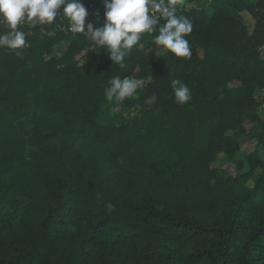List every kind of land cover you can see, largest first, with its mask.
<instances>
[{"label": "trees", "instance_id": "16d2710c", "mask_svg": "<svg viewBox=\"0 0 264 264\" xmlns=\"http://www.w3.org/2000/svg\"><path fill=\"white\" fill-rule=\"evenodd\" d=\"M81 2L98 27L102 0ZM190 2L187 58L154 45L161 21L112 64L60 15L0 48V264H264V155L240 159L247 126L264 146V0ZM117 75L145 80L129 118L106 116Z\"/></svg>", "mask_w": 264, "mask_h": 264}, {"label": "clouds", "instance_id": "9594fccd", "mask_svg": "<svg viewBox=\"0 0 264 264\" xmlns=\"http://www.w3.org/2000/svg\"><path fill=\"white\" fill-rule=\"evenodd\" d=\"M103 21L97 19L86 23L87 9L81 0H0V23L9 30L0 32V48L19 50L26 46V35L19 30L22 22L36 28L51 25L60 15L68 22V31L82 34L93 50L102 49L112 64L124 66L126 55L134 46H139L142 34L157 32L153 43L161 46L160 52L175 57H190L191 48L186 36L192 32L193 24L183 16L177 15V0H102ZM92 50V51H93ZM101 50V51H102ZM100 51V52H101ZM19 55V52H17ZM145 86L142 78L114 76L105 89L107 100L123 101L133 96ZM174 102L185 104L191 100L189 87L180 79L170 81ZM155 95L145 102L152 105ZM111 209L112 205L109 204Z\"/></svg>", "mask_w": 264, "mask_h": 264}, {"label": "rangeland", "instance_id": "374dc122", "mask_svg": "<svg viewBox=\"0 0 264 264\" xmlns=\"http://www.w3.org/2000/svg\"><path fill=\"white\" fill-rule=\"evenodd\" d=\"M251 2H256L257 0H250ZM180 5L183 6H192L190 0H179ZM87 18V17H86ZM240 21L245 23L249 29L252 31L254 28V19L249 14H243L240 16ZM66 27H68V22L65 20ZM0 25H4L0 23ZM65 28V27H64ZM261 55L264 58V46L261 48ZM81 63H84V60H81ZM127 98L123 101H117L115 106L106 114L107 117H118L123 116L125 118H129L132 115L131 112H135L133 109H129L126 104ZM260 115L264 116V106L260 110ZM241 141V155L240 159L245 160L246 156L251 154L252 152L257 151L258 154L264 155V146L258 143V139L256 138L255 131L252 126H247V132L240 137ZM216 168L223 172H227L232 176H239L245 174L249 171V168L245 165L243 169H240L237 165L230 162L226 159L225 156L221 155L218 161L214 164Z\"/></svg>", "mask_w": 264, "mask_h": 264}]
</instances>
